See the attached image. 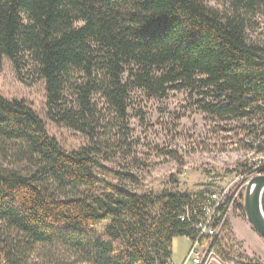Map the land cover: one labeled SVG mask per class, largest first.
<instances>
[{
  "label": "trees",
  "instance_id": "1",
  "mask_svg": "<svg viewBox=\"0 0 264 264\" xmlns=\"http://www.w3.org/2000/svg\"><path fill=\"white\" fill-rule=\"evenodd\" d=\"M254 5L232 0L221 12L204 0H0V72L5 60L18 76L33 69L48 119L91 143L100 128L95 96L122 118L132 90L162 97L198 82L215 94L205 109L243 117L264 104V48L247 43L242 15ZM0 141L28 167L0 170V221L21 235L6 242L4 264H28L31 244L60 245L87 264H168L173 238L192 232L183 209L197 219L213 191L151 196L106 183L94 145L64 150L33 108L1 95ZM232 204L244 215L242 197Z\"/></svg>",
  "mask_w": 264,
  "mask_h": 264
},
{
  "label": "rangeland",
  "instance_id": "2",
  "mask_svg": "<svg viewBox=\"0 0 264 264\" xmlns=\"http://www.w3.org/2000/svg\"><path fill=\"white\" fill-rule=\"evenodd\" d=\"M231 1L204 0L221 12L231 11ZM245 14L247 43L264 48V0H255L253 9ZM0 95L22 100L33 108L64 150L94 145L97 175L135 194L158 196L172 192L191 196L234 186L232 198L239 200L246 180L259 174L258 169L264 166L263 102L246 109L249 113L243 117L217 116L204 107L216 103L215 94L198 82L183 89H169L162 97L132 90L122 118L95 96L100 128L94 143L88 135L48 119L45 83L33 69L18 76L11 62L5 60L0 72ZM7 169L28 171L15 152L0 141V170ZM242 178L246 179L242 182ZM10 236L21 238L0 221V264H4ZM188 246L184 237L173 238L172 258L182 259ZM216 254L226 262L264 264V240L233 204L228 208ZM26 256L28 264H87L80 262L74 252L54 244H31Z\"/></svg>",
  "mask_w": 264,
  "mask_h": 264
},
{
  "label": "built area",
  "instance_id": "3",
  "mask_svg": "<svg viewBox=\"0 0 264 264\" xmlns=\"http://www.w3.org/2000/svg\"><path fill=\"white\" fill-rule=\"evenodd\" d=\"M229 187L220 190H213L206 196L201 207L202 215L198 214V218L191 220L190 208L185 206L179 216L181 221L190 222L192 232L184 236L188 240L189 246L179 262L170 261L168 264H261L258 262H249L243 260L222 261L216 254L217 244L222 240L224 227L227 222L228 208L232 205L233 198L223 213L220 211V205ZM196 213H194L195 215Z\"/></svg>",
  "mask_w": 264,
  "mask_h": 264
},
{
  "label": "water",
  "instance_id": "4",
  "mask_svg": "<svg viewBox=\"0 0 264 264\" xmlns=\"http://www.w3.org/2000/svg\"><path fill=\"white\" fill-rule=\"evenodd\" d=\"M244 185L242 196L244 215L254 231L264 240V213L262 208L264 173L250 177Z\"/></svg>",
  "mask_w": 264,
  "mask_h": 264
},
{
  "label": "crops",
  "instance_id": "5",
  "mask_svg": "<svg viewBox=\"0 0 264 264\" xmlns=\"http://www.w3.org/2000/svg\"><path fill=\"white\" fill-rule=\"evenodd\" d=\"M182 259H179V260H174L173 258L171 259V261H173V262H179V261H181Z\"/></svg>",
  "mask_w": 264,
  "mask_h": 264
},
{
  "label": "bare ground",
  "instance_id": "6",
  "mask_svg": "<svg viewBox=\"0 0 264 264\" xmlns=\"http://www.w3.org/2000/svg\"><path fill=\"white\" fill-rule=\"evenodd\" d=\"M226 187V186H225ZM224 188V187H223ZM215 191V190H214Z\"/></svg>",
  "mask_w": 264,
  "mask_h": 264
}]
</instances>
